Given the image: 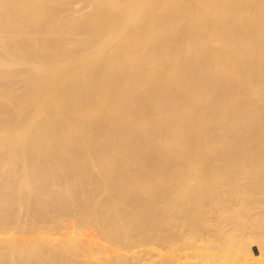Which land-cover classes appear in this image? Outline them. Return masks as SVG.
<instances>
[{
  "label": "bare ground",
  "instance_id": "obj_1",
  "mask_svg": "<svg viewBox=\"0 0 264 264\" xmlns=\"http://www.w3.org/2000/svg\"><path fill=\"white\" fill-rule=\"evenodd\" d=\"M70 2L0 0V264H264V0Z\"/></svg>",
  "mask_w": 264,
  "mask_h": 264
},
{
  "label": "rangeland",
  "instance_id": "obj_2",
  "mask_svg": "<svg viewBox=\"0 0 264 264\" xmlns=\"http://www.w3.org/2000/svg\"><path fill=\"white\" fill-rule=\"evenodd\" d=\"M71 2V4H69V8H70V12H68L67 13V15L68 14H72V15H74V14H79V12H82V13H87V12H89L90 10H91V7H92V3H93V0H88V2L87 1H85V0H70ZM91 6V7H90ZM87 11V12H86ZM66 14V13H65ZM10 65V64H9ZM15 67H19V66H15ZM154 135H157V136H159V134L156 132ZM154 137H156V136H154ZM259 142V140H257V141H255V144H254V147H257V143ZM251 151L253 150V148L252 149H250ZM222 182H223V179L221 180ZM245 183H249L250 182V178H245L244 180H243ZM92 187H93V185L91 184V183H88V182H86L83 186H82V189H84V190H87V191H90L91 189H92ZM49 189L51 188V189H53L54 188V185H52V184H50V186L48 187ZM214 194L216 195V196H219L220 194H221V192L219 191V190H215V192H214ZM263 198H264V195H261ZM260 196V197H261ZM51 209H53V207L51 206L50 207ZM259 208L258 209H256V210H254V211H257V212H259ZM27 211H29L30 213H34V214H39V212L41 211L40 210V206L39 205H32L31 207H29L28 208V210ZM224 211H226V210H222L221 209V212H223L222 213V215L224 216V214H225V212ZM221 212L220 211H216L214 214L213 213H211V214H209L210 215V218H212L213 220V222H214V220H216L215 222H216V225H217V223L218 222H220L221 221V219H222V216H221ZM54 213V215H56V212H53ZM226 213H227V211H226ZM226 215V214H225ZM224 218H226L225 216H224ZM222 219L223 221H225V225H224V222L222 223V222H220V224H222V225H215L214 223H209L211 226L210 227H207V226H209V225H207L208 223H205L204 225L202 224V226H204L203 227V229H204V231H203V229H202V227H201V231H203L204 233H202V235L206 238L207 237V233L208 234H210L209 232H211V234L210 235H208L209 236V238H210V236H212L213 234H212V230H213V225L214 226H216L215 228H220V226L222 227V228H220V229H224V230H231V227H230V224L227 222V218L226 219ZM61 224V223H60ZM58 225V224H56L52 229H51V232H50V234H51V237H49V238H53L54 236H56V235H60V236H62L65 232H67L69 229H70V233L71 234H74V233H78V231L76 230V232H75V229H73L72 227V229L70 228V224H69V221L67 220V218L65 217L63 220H62V224L61 225ZM228 225V226H227ZM210 228V229H208V230H211V231H207V228ZM206 229V230H205ZM223 230V231H224ZM228 232V231H227ZM185 233H187V229L181 224V225H179V227H177V228H175L173 231H169L168 232V234H167V237L166 236H164V240H163V243H162V247H161V250H162V248H163V250H162V254H167V251L170 249V250H172L173 251V256H175V257H178L179 255H181V254H187L188 253V251H185V249L184 250H182L183 249V244L184 243H181L182 242V240H181V238H182V236H180L181 234H185ZM206 233V234H205ZM225 233H226V231H225ZM205 234V235H204ZM66 235V234H65ZM188 235V234H187ZM213 238V237H212ZM170 241V242H169ZM48 247H53L52 245H50V246H48ZM48 247H46V248H48ZM160 249H158V251L157 252H160L159 251ZM47 253H46V255H45V257H44V259H43V263H39L38 261L36 262L35 261V259H28V260H26L23 264H58L59 262H58V258L56 257V251H53V250H50V251H46ZM144 252V251H143ZM148 252V251H147ZM147 252L145 251L144 252V254L142 253V258L145 260V259H148L149 258V255H150V257H151V255H152V253L154 252V251H152V252H150V254H149V252H148V254H147ZM66 254H68V253H66ZM147 254V255H146ZM148 256V257H147ZM171 256V255H170ZM169 256V257H170ZM145 257V258H144ZM65 262H66V264H71V263H74L73 261H71V260H68L67 258L65 259ZM124 264H132V263H134V261H132V263H131V261H126V262H123Z\"/></svg>",
  "mask_w": 264,
  "mask_h": 264
}]
</instances>
